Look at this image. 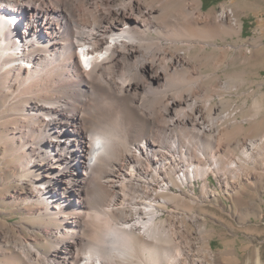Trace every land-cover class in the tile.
<instances>
[{
  "label": "bare ground",
  "instance_id": "6f19581e",
  "mask_svg": "<svg viewBox=\"0 0 264 264\" xmlns=\"http://www.w3.org/2000/svg\"><path fill=\"white\" fill-rule=\"evenodd\" d=\"M202 6L0 0V206L33 217H0V264H235L202 211L232 194L262 215L263 106L239 119L245 81L218 73L252 58L217 42L236 7Z\"/></svg>",
  "mask_w": 264,
  "mask_h": 264
},
{
  "label": "rangeland",
  "instance_id": "374dc122",
  "mask_svg": "<svg viewBox=\"0 0 264 264\" xmlns=\"http://www.w3.org/2000/svg\"><path fill=\"white\" fill-rule=\"evenodd\" d=\"M202 3L203 11H209L212 8L219 10L220 5L224 3L229 4L234 7V9L236 7L235 10L243 24L240 37L222 35L224 39L219 37L217 42L221 46L225 44L228 45L229 43L232 45L235 44V46H240L242 44L248 49L249 55H251L249 50H252V56H250L252 58L245 61L246 58L240 54L238 48L232 49L228 56L229 59L233 58V61L229 64H224V66L219 68L218 73L223 81L226 79L227 74L232 75V73H236L237 78H239L238 74L242 75L245 81L243 85L238 88L239 93L231 96L235 101L234 105L242 106L245 104L243 113H241L239 119H241L243 115L251 113L254 98H258L261 101L263 110L261 111L260 119H264V0H202ZM231 3H233V5ZM4 22L8 23V26L12 24V32L22 31L24 17L18 15L16 18H11ZM210 49L211 47L209 46L208 50ZM215 55L218 56L219 51H217ZM203 70L209 71L210 68ZM236 76L234 75L235 79H237ZM247 91H254V93L249 97H245L243 94ZM227 97H229L228 94ZM243 98H245V100ZM233 99L231 102H233ZM244 126L248 127L249 124L246 123ZM262 126L264 125L262 124ZM254 132L255 133L251 135L253 138L254 136L256 137L255 134H257V131ZM234 154L241 155L239 152ZM209 178L211 185L216 183L213 177L210 176ZM260 183L262 188H259V196L263 202L262 215H259L255 208L251 210L247 203L238 201V196H230L232 194H225L222 196L221 204L226 206V210L223 211V216L216 215L206 209L202 211L208 221V226L214 230L211 232L212 237H209V242L213 251L217 255H220V257L224 254V256L232 258L235 264H255L254 259L257 256L261 258L259 264H264V181H260L259 184ZM195 191L199 192L198 184H195ZM245 191L247 193L250 192L249 189ZM239 196L248 198L246 194H240ZM211 207L212 205L205 206V208ZM5 209V207L0 206V217L7 223L12 225H15L16 222L19 224L22 223L24 227L32 223L33 217L26 216L23 219L21 215L23 212L5 213ZM25 219L26 221H24Z\"/></svg>",
  "mask_w": 264,
  "mask_h": 264
},
{
  "label": "snow or ice",
  "instance_id": "6c2138e0",
  "mask_svg": "<svg viewBox=\"0 0 264 264\" xmlns=\"http://www.w3.org/2000/svg\"><path fill=\"white\" fill-rule=\"evenodd\" d=\"M97 146H99V143L97 144Z\"/></svg>",
  "mask_w": 264,
  "mask_h": 264
}]
</instances>
